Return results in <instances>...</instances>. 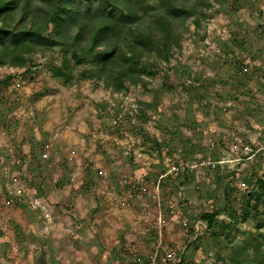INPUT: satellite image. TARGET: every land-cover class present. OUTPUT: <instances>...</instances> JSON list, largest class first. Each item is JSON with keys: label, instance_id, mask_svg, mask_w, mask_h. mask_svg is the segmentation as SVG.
<instances>
[{"label": "rangeland", "instance_id": "374dc122", "mask_svg": "<svg viewBox=\"0 0 264 264\" xmlns=\"http://www.w3.org/2000/svg\"><path fill=\"white\" fill-rule=\"evenodd\" d=\"M189 4L196 14L171 21L168 59L143 58L152 73L120 92L53 76L59 46L27 55L23 67L0 65V264H151L155 250L154 264L165 252L167 264H224L216 253L264 231V203L234 222L232 238L223 235L231 227L215 226L218 237L204 224L199 231L202 213L239 212L264 177V0ZM141 16L157 35L153 14ZM78 197L138 207L142 233L126 224L93 230L87 249L77 242L85 225L71 221ZM216 218L229 222L223 211Z\"/></svg>", "mask_w": 264, "mask_h": 264}, {"label": "trees", "instance_id": "16d2710c", "mask_svg": "<svg viewBox=\"0 0 264 264\" xmlns=\"http://www.w3.org/2000/svg\"><path fill=\"white\" fill-rule=\"evenodd\" d=\"M144 13L153 14L157 35L151 26L140 27ZM194 14L195 5H187V0H0V65L23 67L27 55L53 53L59 46L60 61L51 67L53 76L64 82L76 76L98 80L105 88L120 92L127 83L137 84L152 73L142 67L143 58L155 54L168 59L174 37L171 21ZM90 61L93 65L86 66ZM252 186L239 212L227 207L202 213L199 231L204 224L218 237L215 226L231 227L223 235L232 238L234 222L244 221L251 212L257 215L264 203V177L257 176ZM232 189L224 185L226 201ZM222 211L228 213L229 222H218ZM243 233L242 245L224 256L216 253V259L224 264H264V231L259 236ZM200 248L195 246L187 258Z\"/></svg>", "mask_w": 264, "mask_h": 264}, {"label": "crops", "instance_id": "0c3cea01", "mask_svg": "<svg viewBox=\"0 0 264 264\" xmlns=\"http://www.w3.org/2000/svg\"><path fill=\"white\" fill-rule=\"evenodd\" d=\"M42 150L43 149H41L40 152H42ZM102 150H103V147L99 151H102ZM31 153L34 154L36 152H34V150H30V152H28L27 155L30 156ZM38 155H37V157L39 158ZM120 168L118 170H120ZM89 198L90 197H88V199L85 200V202H83V203L78 202L80 199L82 200V198L79 199V197H78V198L74 199L75 204L77 206L81 205V207L77 210L78 215L80 217L77 216V218L75 217L71 220L72 223H74V227L76 226L75 223H78L79 225H81V222H83V224L85 225V227L80 226L81 228L77 231V237H78L77 242L80 243V242H82V240L88 241V243L87 242L85 243L86 244L85 246L87 247V249L90 248L89 243L91 242L90 237H92L91 231H93V230L100 231V230L105 229V231L107 232L110 230V227H113V228L117 227V226L121 227L124 224H126L125 227L129 226L130 228H133L134 230L142 233V231L140 230V227H139V219L134 216V213L139 209L138 207L136 208L135 211H133V214H132V212H126L124 209L116 210L115 208L117 206L115 203L108 202V201H104V202L98 201L97 202L95 200V197H94V199H92V198L89 199ZM120 202L123 205V200H120ZM137 202L139 204H142L139 201H136L134 204H136ZM83 209H85V211H87V212H85V214H79V213H82L81 211H83ZM103 213H106V214H103ZM75 219L77 221L79 220V222H76ZM67 222L70 223L69 221H67ZM63 223L64 222H60V223H58V225L60 227H62ZM96 223H99V224H96ZM85 229L87 230V232L84 235V232H81V230H85ZM102 233H104V232H102ZM132 247L133 246L130 244V249ZM92 248L94 249L95 247L93 246ZM58 252H61L60 249H58ZM95 253H96V251H95ZM69 254H71V253H69ZM101 254H102V252H101ZM134 261H135V259H134Z\"/></svg>", "mask_w": 264, "mask_h": 264}, {"label": "built area", "instance_id": "2783aa9c", "mask_svg": "<svg viewBox=\"0 0 264 264\" xmlns=\"http://www.w3.org/2000/svg\"><path fill=\"white\" fill-rule=\"evenodd\" d=\"M261 15L264 17V6H261ZM46 153H41V158H46ZM121 183L123 184H128L130 187H134L135 185V182L134 181H131V180H128L127 178H122L121 180ZM158 256V253L156 252V250L152 253V257H151V264H154V260L155 258ZM165 260V263L164 264H167L166 261H169L171 260V262L173 263L174 261V258H173V253H170V252H165V255L163 256V262Z\"/></svg>", "mask_w": 264, "mask_h": 264}]
</instances>
